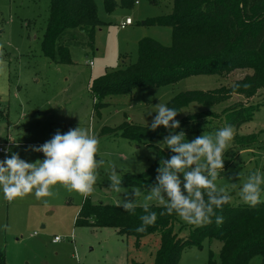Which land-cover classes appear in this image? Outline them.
<instances>
[{
  "label": "rangeland",
  "instance_id": "rangeland-1",
  "mask_svg": "<svg viewBox=\"0 0 264 264\" xmlns=\"http://www.w3.org/2000/svg\"><path fill=\"white\" fill-rule=\"evenodd\" d=\"M94 1L103 24L95 29L93 46L81 40L70 44L71 62L55 63L41 51L49 0H0V138L8 139L6 148L19 153L22 159L34 161L42 159L43 154L32 152L29 146L43 144L57 131L63 134L78 126L85 129L98 138L99 156L105 162L97 171L93 193L87 197L92 202L120 205L125 194L115 193L108 187L111 168L115 166L121 176L140 173L138 166L145 170L154 158L157 142L168 133L136 142L119 134L99 136L100 128L117 126L126 119L135 124H150L155 112L147 113L154 111L159 101L166 103L173 95L189 89L209 90L231 84L243 72L196 74L164 86H139L131 94L106 96V104L95 111L89 88L91 81L105 71L134 62L139 38L149 37L170 45V27L145 26L139 22L170 13L172 0L155 3L134 0L125 5L115 0L116 5L110 12L105 10L102 0ZM126 17L132 23L122 28L120 23ZM236 97L211 107L192 102L182 108L177 117L207 109L220 113L231 102L243 99ZM250 102L260 103V106L249 121L233 130L239 135L256 133L255 145L246 148L232 140L225 153L224 170L216 181L234 204L243 203L239 190L247 177L257 171L264 173V88L259 89ZM214 112L213 116L201 113L198 120L185 123L175 131H184L188 140L214 134L226 126L223 115L214 116ZM198 126L202 129L196 130ZM163 151L165 159L170 158L172 153L168 149ZM5 155L1 152L0 159ZM122 187V191L129 194L133 188L138 190L137 205H143L148 191ZM52 191L53 196L43 198L46 204L31 194L12 201L0 195V253L4 264H132L153 260L158 232L142 237L136 248L134 237L119 235L115 228L75 226V216L86 196L62 185L53 186ZM149 205L163 204L151 201ZM186 231H180L179 235H185ZM55 236L59 240L53 242ZM220 246L219 240L206 238L200 247L192 244L183 249L176 264H207L209 254L216 258ZM259 262L260 257L254 256L248 264Z\"/></svg>",
  "mask_w": 264,
  "mask_h": 264
},
{
  "label": "trees",
  "instance_id": "trees-1",
  "mask_svg": "<svg viewBox=\"0 0 264 264\" xmlns=\"http://www.w3.org/2000/svg\"><path fill=\"white\" fill-rule=\"evenodd\" d=\"M102 2L107 12L116 5L115 0ZM130 2L134 0H121L123 5ZM139 23L170 27V45L165 46L149 37L140 38L134 62L105 71L91 81L93 110L98 111L106 104V96L131 94L139 86L159 87L189 75H228L240 70L242 76L231 84L209 90L181 91L166 104L181 111L192 102L211 107L239 95L243 99L231 102L220 113L207 109L182 118L177 117L178 113L175 119L181 126L198 120L202 114L213 116L214 112V116L223 115L226 126L237 128L252 118L260 103H251L250 99L264 88V0H172L170 13L145 18ZM102 24L94 0H49L41 51L55 63L71 62L69 45L81 40L92 47L95 29ZM166 133L168 130L163 126L152 131L147 125L126 119L114 127L102 126L98 135L119 134L142 142L145 138L162 137ZM256 140V133H235L233 136L235 144L246 148L254 146ZM154 149V158L143 173L122 174V186L148 191L147 187L155 183L156 169L165 155L158 147ZM148 211L156 212L157 220L145 231L138 232L136 229L142 223L140 216L146 214L143 205H136L135 211L130 213L118 204L92 202L86 196L74 224L115 228L119 235L134 237L136 248L142 237L158 232V247L153 260L150 263L133 261L132 264H176L183 249L192 244L200 247L206 238L221 242L217 257L209 254L207 264H248L254 256L260 257L258 264H264V203L251 208L244 203L229 201L221 209H216L211 223L204 226L180 221L175 213H167L165 205H149ZM216 215L223 216L222 224L215 223ZM182 230L187 231L180 236ZM0 264H4L2 253Z\"/></svg>",
  "mask_w": 264,
  "mask_h": 264
},
{
  "label": "clouds",
  "instance_id": "clouds-1",
  "mask_svg": "<svg viewBox=\"0 0 264 264\" xmlns=\"http://www.w3.org/2000/svg\"><path fill=\"white\" fill-rule=\"evenodd\" d=\"M153 112L155 116L147 127L152 131L159 126L168 130V135L158 141L157 146L162 151L168 149L173 155L159 163L155 183L147 187L143 203L146 214L140 216L142 223L136 231L143 232L156 222L157 213L148 211L151 201L165 205L168 214L175 213L186 223L196 226L211 223L215 210L231 199L216 181L224 170L225 153L234 136L233 126L188 140L184 131H175L180 128V122L175 119L180 111L159 101L155 110L147 114ZM11 141L16 144L15 140ZM98 145L95 135L78 126L63 134L57 131L39 146H29L32 152L42 153V159L28 161L11 148H5L6 155L0 159V195L12 201L31 194L46 204L43 198L53 196L52 188L56 185L83 196L92 194L97 171L105 163L99 156ZM137 171L143 173L144 168L138 166ZM107 180L113 192L125 194L120 202L123 210L134 212L140 192L134 188L130 194L122 191V177L115 166ZM239 196L251 208L264 203V173L250 174L242 183ZM215 223L222 224L223 216L216 215Z\"/></svg>",
  "mask_w": 264,
  "mask_h": 264
},
{
  "label": "built area",
  "instance_id": "built-area-1",
  "mask_svg": "<svg viewBox=\"0 0 264 264\" xmlns=\"http://www.w3.org/2000/svg\"><path fill=\"white\" fill-rule=\"evenodd\" d=\"M132 23V20L129 18V17H126L121 23H120V27H124V26H126V25H128V24H131ZM90 64H92L91 63V61L89 62ZM8 142L7 141H3V140H1V138H0V153L1 152H4V149L8 146ZM59 240V238L57 237V236H55L53 239H52V241L53 242H56V241H58Z\"/></svg>",
  "mask_w": 264,
  "mask_h": 264
},
{
  "label": "crops",
  "instance_id": "crops-1",
  "mask_svg": "<svg viewBox=\"0 0 264 264\" xmlns=\"http://www.w3.org/2000/svg\"><path fill=\"white\" fill-rule=\"evenodd\" d=\"M128 25H129V24H128ZM139 39H140V38H139ZM89 64H90V63H89ZM90 65H91V64H90ZM240 72H241V71H240ZM242 74H243V73H242ZM241 76H242V75H241ZM241 76H240V77H241ZM240 77H236V78H240ZM233 81H234V80H233ZM233 81H232V82H233ZM232 82H231V83H232ZM1 140H2V139H1ZM11 140H12V139L10 138V141H11ZM3 141H7V142L9 143L8 139H4ZM8 145H9V144H8ZM83 199H84V198H83ZM82 201H83V200H82ZM103 228H104V227H103ZM105 228H106V227H105Z\"/></svg>",
  "mask_w": 264,
  "mask_h": 264
}]
</instances>
